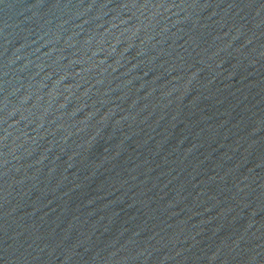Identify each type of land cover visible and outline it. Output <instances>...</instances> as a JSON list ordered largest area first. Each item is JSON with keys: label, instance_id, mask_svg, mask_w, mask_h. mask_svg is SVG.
Listing matches in <instances>:
<instances>
[{"label": "water", "instance_id": "water-1", "mask_svg": "<svg viewBox=\"0 0 264 264\" xmlns=\"http://www.w3.org/2000/svg\"><path fill=\"white\" fill-rule=\"evenodd\" d=\"M0 264H264V0H0Z\"/></svg>", "mask_w": 264, "mask_h": 264}]
</instances>
